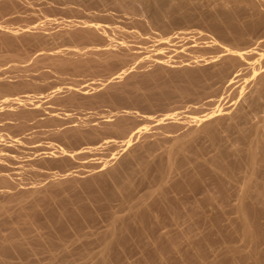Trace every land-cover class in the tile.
I'll list each match as a JSON object with an SVG mask.
<instances>
[{
	"label": "bare ground",
	"instance_id": "1",
	"mask_svg": "<svg viewBox=\"0 0 264 264\" xmlns=\"http://www.w3.org/2000/svg\"><path fill=\"white\" fill-rule=\"evenodd\" d=\"M110 1L125 21L46 32L4 19L29 0H0V45L17 50L0 67V264H111L141 243L159 264H264V0ZM67 68L110 75L53 85ZM200 93L201 111L167 107ZM176 214L206 232L165 229Z\"/></svg>",
	"mask_w": 264,
	"mask_h": 264
},
{
	"label": "rangeland",
	"instance_id": "2",
	"mask_svg": "<svg viewBox=\"0 0 264 264\" xmlns=\"http://www.w3.org/2000/svg\"><path fill=\"white\" fill-rule=\"evenodd\" d=\"M34 0H29V10L22 9L21 13H14L10 14L8 12L4 13V19L9 20V25L12 26H20V25H26L31 22L37 21L41 22L43 24V27L46 28V32L48 29L53 28L55 25L51 24V21H49L52 18H60V19H92V18H100L104 19L110 22H120L125 21L126 18L129 17L128 14H124L121 11L118 10V7H116L113 2L110 0L102 2L101 0H38L33 4ZM150 4V2H149ZM32 8V10H31ZM106 14L109 15L106 16ZM2 19V18H0ZM130 22V21H128ZM184 23L182 22L180 25L182 26ZM193 25V24H191ZM61 39H57L56 41H53L52 43H49L47 46H40L38 44L30 45L25 47L27 51H31L33 49H37L40 47H52L55 45L62 44ZM147 49H140L143 56L148 55H154L157 52H162L166 55H173L174 60L180 61L181 59L192 57L193 55L198 54L199 52H192L190 50H183V47H176V46H143ZM156 48H159L158 50H155ZM213 49H207L202 51H212ZM17 51L13 47L0 45V67L5 66V64H9L14 62L17 58L14 56V52ZM154 57V56H152ZM143 64H151L150 60H147L143 62ZM110 74L106 73L102 70L94 71L93 69H78L74 70L72 68H67L65 70H61L57 75L52 79L53 85H59L62 88H66L70 83L76 82L80 83L83 79H89L91 77H96L98 80L102 78L108 77ZM2 93L0 92V96ZM205 95L202 93L194 94V95H183V96H175L170 100V103L168 104V108H176L178 111H188L187 105H193L196 107L195 111H201L205 109V105L203 103L206 101V98H204ZM1 100V97H0ZM229 208H226V211ZM124 213H128L126 209L124 210ZM218 208H207V213L205 214V220H208L209 218L214 217L216 214H218ZM178 214L180 212L178 211ZM230 213L224 216V218L220 221L221 229L226 227V224L228 223ZM236 213H231V217L235 216ZM176 218L174 219L173 225H168L165 227V229H171V230H179L180 228H187L189 229V232L192 234H204L206 232V228L202 223H199V227L195 225L194 223L190 221H184L181 215L176 214ZM211 240H215L218 238L217 232H214L213 235L209 236ZM238 240V239H237ZM82 241H79L75 244H71V246H79L81 245ZM186 242V241H185ZM250 241H238L237 244L241 245V250L245 251L249 246ZM78 244V245H77ZM108 245V241H98L94 243V246H97V248H102ZM148 245L145 243H141L140 246H136L131 244L129 247H123L118 246V248L122 250H126V253L121 258H113L111 261V264H133V262H136V264H159V258L155 257L154 255H150V253H147L145 248H147ZM236 253V252H234ZM18 261V260H13ZM78 262H84L86 261L85 257L79 256L77 259ZM65 264H73L71 259H67ZM39 264H54L53 261L43 256L40 259ZM178 264H187L186 261L181 260Z\"/></svg>",
	"mask_w": 264,
	"mask_h": 264
}]
</instances>
